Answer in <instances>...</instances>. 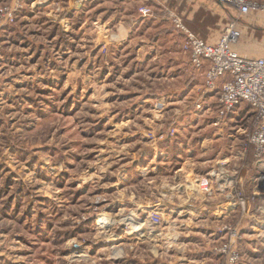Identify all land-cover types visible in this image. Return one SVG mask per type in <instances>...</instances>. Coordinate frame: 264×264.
Returning <instances> with one entry per match:
<instances>
[{"label": "rangeland", "instance_id": "obj_1", "mask_svg": "<svg viewBox=\"0 0 264 264\" xmlns=\"http://www.w3.org/2000/svg\"><path fill=\"white\" fill-rule=\"evenodd\" d=\"M54 2L0 0L13 12L0 13V264H216L231 234L244 264H264L253 110L220 118L219 86L190 87L188 63L153 23L147 40H158L161 57L149 62L115 47L114 35L89 47V28H76L90 16ZM219 130L225 139L213 143ZM212 172L231 176L249 209L222 212L231 186L215 177L195 191ZM121 212L140 217L103 232L100 215ZM153 212L155 237L129 234Z\"/></svg>", "mask_w": 264, "mask_h": 264}, {"label": "built area", "instance_id": "obj_2", "mask_svg": "<svg viewBox=\"0 0 264 264\" xmlns=\"http://www.w3.org/2000/svg\"><path fill=\"white\" fill-rule=\"evenodd\" d=\"M221 5L229 6L238 11L241 15L253 12L264 13V0H218ZM143 16H149L152 8L143 6L139 9ZM3 16L13 17V12L7 8L1 9ZM166 16L177 31L184 35L182 48L188 54L195 69L201 71L205 62L208 68L205 72V85L213 91L217 88L219 81L222 82L219 93L220 118H225L234 112L240 105H249L253 110L251 130L248 143L253 145L257 161L260 162L264 155V55L259 57H247L241 55L234 46L242 36V30L236 20H230L224 27L220 38L211 41L201 33L192 30L184 15L173 7H166ZM197 109H202L201 103L196 104ZM248 151L247 146L238 151L237 157H244ZM213 177L221 184L231 186V190L225 193L226 205L222 206V212H229L235 208L245 211L250 206L249 199H245L233 184L231 176L224 172H212L210 177L195 179V191L202 194L211 187ZM230 178L232 180H230ZM262 209V208H261ZM161 218L157 212L149 215L146 221L138 224H145L144 233L156 236L154 233L157 227L161 226ZM161 234H158L160 236ZM223 261L216 264H242V257L237 248L236 235L231 234L220 248ZM246 262V261H245ZM244 264V263H243Z\"/></svg>", "mask_w": 264, "mask_h": 264}, {"label": "crops", "instance_id": "obj_3", "mask_svg": "<svg viewBox=\"0 0 264 264\" xmlns=\"http://www.w3.org/2000/svg\"><path fill=\"white\" fill-rule=\"evenodd\" d=\"M43 1L46 2L47 6L50 5V2H54V0ZM65 2L67 4L66 7H69L70 10L74 9L76 15L83 12V15L90 16L85 17L82 24L76 28L79 32L85 28H89L88 36H86L89 37L87 40L89 47L92 46L95 48L98 43V39H102L104 36L108 37L114 35L115 38H118L115 40L117 41V43L114 44L115 47L122 46L123 50L128 49V47H133L137 51L138 59L146 60V57L148 59L147 61L151 62L160 58L161 55L158 52V46H160L157 43L158 40L153 41V43L147 40V38H149L148 32L153 27L159 29V31L164 33V36H166L171 43V46H169V53L178 49L184 57L183 62L186 64L188 63L189 67L187 66L186 70L189 71V76H195L190 77L189 86L193 80L194 83L197 82L195 84L196 87L202 84L201 81H204L205 79L204 75L209 64L208 62H205L202 71L198 73L194 70L196 74H193V66L191 65L188 55L182 48L185 37L181 32L176 31L171 27L172 23H170V20H168L166 16V7H173L181 12L188 20L190 28L197 30L211 41H217L220 38L227 22L230 20H236L242 30V36L234 48L241 55L247 57H259L264 55V13L253 12L247 15H241L236 9L221 5L218 0H64V4ZM87 2L93 3V5L86 9L84 5ZM54 3L62 4L60 1H56ZM151 5H153L158 12H155L153 6ZM142 6H150L154 11L153 14L149 17H144L139 14L138 8ZM136 7H138L137 10ZM91 13H93L92 17ZM150 22L155 26L152 27V25H147ZM80 34L77 35L79 38ZM168 34L170 35L168 36ZM84 35L86 34L84 33ZM81 39L78 41H81ZM176 43H178V47ZM93 48H91V50H93ZM77 49H79L78 44L75 48L72 46L71 50ZM181 53L179 54L181 55ZM174 57L176 56L174 55ZM185 63L183 64L184 66H186ZM170 64L171 62L169 65ZM172 65L176 67V60H174L170 66L173 67ZM179 69H181L180 66L178 70ZM224 80L225 78H222L218 83L220 89ZM190 91H192V88ZM246 106L252 109L249 105L242 104L238 107L236 113ZM229 119L232 118L230 117ZM221 123L226 124V119L222 120ZM217 136H219L217 139L212 140L213 143L214 141H222V139H225V134H223L220 130L218 131ZM229 137L232 138L231 135H229ZM208 140V138H204L203 143L205 144ZM226 148L229 149V147ZM203 150L206 152L210 149L203 148ZM209 161L212 160L207 158L206 160H203L202 163L205 164ZM186 163L187 161H184L182 165L184 166ZM234 167L235 166H233V169H235ZM238 170L240 169L238 168ZM241 171H243V168H241ZM216 203L212 202L211 204L215 206L214 204Z\"/></svg>", "mask_w": 264, "mask_h": 264}, {"label": "bare ground", "instance_id": "obj_4", "mask_svg": "<svg viewBox=\"0 0 264 264\" xmlns=\"http://www.w3.org/2000/svg\"><path fill=\"white\" fill-rule=\"evenodd\" d=\"M143 212L147 213L146 210L143 211ZM139 217H140V215L139 214H135V213H132L130 215H123V213L121 212V214L117 215L116 217L115 216H110L108 213H103L102 215H100L101 220L99 221V226H100L101 229L104 230L103 232H106V230H109L110 227L112 228V225H114V224L116 225V223L120 224V225H128V224L130 225V224H132V222L137 220ZM164 219H167V216H165ZM145 230H146V225L145 224H137V225H135V228L133 230H131V232L129 234H136L139 237L140 236L141 237H147V235L149 236L150 234L144 233ZM139 237H137V238H139ZM112 238H110V239H112ZM112 241H113V239H112Z\"/></svg>", "mask_w": 264, "mask_h": 264}]
</instances>
